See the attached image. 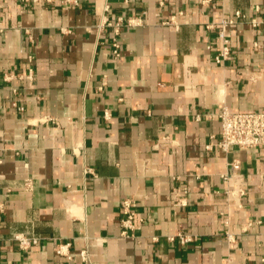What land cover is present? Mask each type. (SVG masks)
<instances>
[{
    "label": "crops",
    "instance_id": "0c3cea01",
    "mask_svg": "<svg viewBox=\"0 0 264 264\" xmlns=\"http://www.w3.org/2000/svg\"><path fill=\"white\" fill-rule=\"evenodd\" d=\"M224 108L264 110V0H0V264H264V147L223 150Z\"/></svg>",
    "mask_w": 264,
    "mask_h": 264
},
{
    "label": "built area",
    "instance_id": "2783aa9c",
    "mask_svg": "<svg viewBox=\"0 0 264 264\" xmlns=\"http://www.w3.org/2000/svg\"><path fill=\"white\" fill-rule=\"evenodd\" d=\"M80 0H65L69 4L77 5ZM209 0H204L207 2ZM245 15L237 10L234 16L224 18L220 22L219 26V38L221 39L222 46L220 52L216 56L217 62H223L230 56V39L228 37V27L234 25L238 20H244ZM140 18L132 17H118L115 21L109 22L114 28L117 36L121 32V28L124 25L135 26L140 24ZM253 26H259L260 20L253 18L251 20ZM114 53L116 56L121 54L119 39L114 41ZM221 119V136L219 145L225 151H229L232 148H238L242 150L258 149L264 147V110H254L249 112H231L228 108H224L219 113ZM241 164L238 160L233 163L234 170L240 169ZM135 203L132 199L126 198L123 201V217L122 225L124 226L123 234L129 235L130 230L135 228ZM182 242H189L192 238L188 235L180 234ZM15 238L19 241L22 248L27 249L38 243L37 238H29L24 234H16ZM230 239L234 241L233 238ZM70 244H62L58 253L67 255Z\"/></svg>",
    "mask_w": 264,
    "mask_h": 264
}]
</instances>
